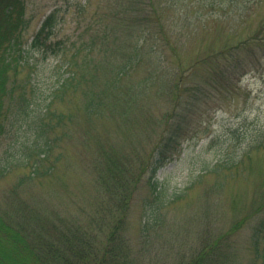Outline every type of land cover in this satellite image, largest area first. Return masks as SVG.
Wrapping results in <instances>:
<instances>
[{"label": "rangeland", "instance_id": "rangeland-1", "mask_svg": "<svg viewBox=\"0 0 264 264\" xmlns=\"http://www.w3.org/2000/svg\"><path fill=\"white\" fill-rule=\"evenodd\" d=\"M188 1L186 15L191 22L180 28L177 21L185 14L171 12L166 0H17L15 6L20 5L23 20L16 28L21 43L30 40L42 17L55 6L64 19L59 32L70 40L79 42L78 35L82 40L101 31L113 37L108 51L111 62L86 74L87 86L105 92L107 104L93 118L82 111L78 93L59 105L73 121L61 142L63 157L51 174L19 184L28 167L2 172L12 136L0 137V218L19 226L24 215L21 226L31 244L36 243L37 231L42 228L45 234L52 233L49 224L57 216L85 226L101 194L97 175L102 150L112 151L129 174H140L138 167L146 165L152 146L176 118L173 112L186 109L184 93L180 88L179 95L173 85L178 74H183L179 66L185 68L196 57L208 55L211 58L199 62L185 78L189 84L203 82L207 94L189 116L177 153L154 174L158 197L150 187L153 178L149 169L142 174L124 233L139 258L150 264H172L200 249L206 237L229 230L241 220L227 235L229 264H264V147L256 142L264 138V40L239 42L233 51L245 63L228 74L221 71L226 70L223 63L219 68L222 59L212 56L259 27L264 0L252 8L244 22L202 6L206 0ZM150 6L156 7L159 15H154ZM156 17L163 22V34ZM157 35L168 37L169 42ZM137 40L138 45L142 41L138 63L117 81V88L108 86L117 63ZM227 60L236 63L233 57ZM17 70L18 79L30 71L21 64ZM227 143L229 151H243L242 161L229 171L205 172L223 156L221 148ZM177 194L180 196L168 203ZM151 197L154 206L166 204L161 206L159 231H152L144 241L140 219L143 204Z\"/></svg>", "mask_w": 264, "mask_h": 264}, {"label": "trees", "instance_id": "trees-1", "mask_svg": "<svg viewBox=\"0 0 264 264\" xmlns=\"http://www.w3.org/2000/svg\"><path fill=\"white\" fill-rule=\"evenodd\" d=\"M261 1L206 0L201 5L210 7L213 12L219 11L217 14L220 15L227 12L224 15L233 21L244 22L252 8ZM16 2L17 0H0V137L12 136L2 172L16 166L29 168L18 181L22 184L31 178H43L51 174L62 159L61 142L65 135H69L68 126L73 117L58 107L68 100L70 94L81 95L82 111L86 116L93 118L102 113L108 97L105 92L87 86L86 74L111 62L108 51L113 37L101 31L99 35L82 40L81 35H78L79 42L70 40L69 36L59 32L58 27L64 19L59 12L60 8L55 6L42 17L30 40L21 43L16 28L23 21L22 11L20 5L15 6ZM188 2L166 0L165 5L171 12L185 14L177 21L180 22V28L191 22L186 15L185 6ZM149 3L153 5L152 1ZM150 7L154 15H159L156 7ZM137 14L138 11L134 15ZM155 21L159 33L163 34L165 28L162 20L156 17ZM173 25L177 27L176 21ZM157 37L169 42L166 36ZM248 39L264 40V18L250 36L240 38L237 43L226 44L215 52L216 55L213 53L214 58L222 59L219 62L220 70L221 63L226 67L225 71L221 70L223 74L244 65V59L236 55L233 48H238L239 42H246ZM138 44L139 40L132 46L130 53L121 57L108 86L117 88V81L138 63L142 41ZM232 57L235 64L227 60ZM209 58L211 56H198L185 68L179 66L183 74H178L173 85L175 90L178 89L179 95L180 88L184 93L186 109L180 113L173 112L176 118L152 146L146 165L138 167L140 174H129L124 162L119 161L112 151L102 150L97 175L101 194L95 211L89 213L85 226L57 216L56 221L52 220L49 224L52 233L47 235L42 228L41 232L37 231L36 243L31 244L21 226L24 215L20 218L19 226L7 224L0 218V264H150L146 259L138 257L124 233L133 192L144 171L149 169V175L153 178L150 187H153L154 197H158L154 174L177 153L189 116L207 94L203 82L189 84L185 82V78L188 79L199 62L205 63ZM20 64L30 70L22 79L16 76L19 72L17 66ZM256 142L264 147V138ZM221 150L223 156L213 166L205 169V172L215 173L219 169L229 171L244 157L243 151H229V143L222 146ZM178 196L180 195H173L168 203ZM152 198L143 204L140 219L139 232L144 241L152 231H159L157 228L163 220L161 206L166 204L163 201L154 206L151 204ZM240 222L241 220L236 221L233 228ZM233 228L206 237L200 243V249L196 248L188 255H182L172 264H229L230 244L227 235Z\"/></svg>", "mask_w": 264, "mask_h": 264}]
</instances>
